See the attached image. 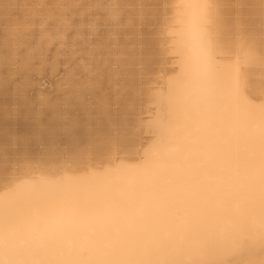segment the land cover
<instances>
[{
  "label": "bare ground",
  "instance_id": "1",
  "mask_svg": "<svg viewBox=\"0 0 264 264\" xmlns=\"http://www.w3.org/2000/svg\"><path fill=\"white\" fill-rule=\"evenodd\" d=\"M0 151V264H259L261 0H0Z\"/></svg>",
  "mask_w": 264,
  "mask_h": 264
},
{
  "label": "snow or ice",
  "instance_id": "2",
  "mask_svg": "<svg viewBox=\"0 0 264 264\" xmlns=\"http://www.w3.org/2000/svg\"><path fill=\"white\" fill-rule=\"evenodd\" d=\"M261 6L264 7V0H261ZM75 124L74 123H71V124H68L66 125L67 128H71V127H74ZM3 160V152L0 151V161ZM264 239V238H262ZM252 254V253H250ZM225 264H236L235 261H228V262H225ZM246 264H257V262L254 260V259H250L246 262ZM259 264H264V243H262V247H261V259L259 261Z\"/></svg>",
  "mask_w": 264,
  "mask_h": 264
},
{
  "label": "rangeland",
  "instance_id": "3",
  "mask_svg": "<svg viewBox=\"0 0 264 264\" xmlns=\"http://www.w3.org/2000/svg\"><path fill=\"white\" fill-rule=\"evenodd\" d=\"M213 178H214V179H213ZM212 179H213V180L216 179L215 181H217L218 178H217V176H214V177H212ZM217 182H218V184H221V185H222V183H223V186L226 185V182H225V180H224L222 177H221V178L219 177V179H218ZM224 183H225V184H224Z\"/></svg>",
  "mask_w": 264,
  "mask_h": 264
}]
</instances>
